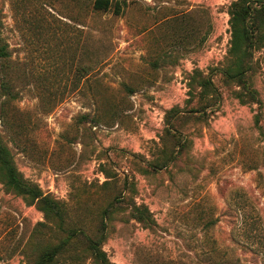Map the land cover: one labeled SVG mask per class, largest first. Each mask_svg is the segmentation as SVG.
I'll return each mask as SVG.
<instances>
[{"label": "rangeland", "instance_id": "374dc122", "mask_svg": "<svg viewBox=\"0 0 264 264\" xmlns=\"http://www.w3.org/2000/svg\"><path fill=\"white\" fill-rule=\"evenodd\" d=\"M93 1L0 0V141L61 210L0 177V264H34L68 230L95 238L101 220L111 264H264V45L243 82L218 71L235 0ZM205 77L219 101L192 112L214 101ZM54 264L95 263L78 237Z\"/></svg>", "mask_w": 264, "mask_h": 264}, {"label": "trees", "instance_id": "16d2710c", "mask_svg": "<svg viewBox=\"0 0 264 264\" xmlns=\"http://www.w3.org/2000/svg\"><path fill=\"white\" fill-rule=\"evenodd\" d=\"M92 8L96 11H107L109 9V0H94ZM120 8L118 5L115 6L114 14L118 15ZM230 15V29H231V40L228 55L231 60L232 66L218 70L220 75L225 80H234L237 82H243V78L246 74L251 71L250 61L252 60L253 52L264 45V0H235L228 8ZM7 57L6 48L0 43V62ZM198 87L200 93L207 99L214 98L212 103H205L203 106L197 108L199 110H191L192 112H213L215 111L213 105L218 103L219 94L214 88L210 77H205L198 80ZM2 83L0 82V98L2 97ZM254 98V92H251ZM177 109H172L170 112V119L172 122H168L173 128L178 121ZM258 116H255V125H257ZM176 128V127H175ZM168 134H171L169 129H166ZM263 142H264V133ZM173 156L170 155L168 161L172 160ZM155 167V166H153ZM0 177L3 184L13 193L26 197L32 202H36L37 207L47 216L53 214L61 218V210L57 201L48 195L43 194L36 186L26 182L16 170L9 150L0 141ZM117 201L114 198L106 208L102 211L101 215L104 219L108 214L113 203ZM138 215V219L144 218V214L147 213L145 207L136 208L135 210ZM106 224L103 220L99 223L97 228V236L95 238L89 237L82 230H68L66 236L61 239L58 243L47 247L39 254L34 264H54L56 257L70 244V242L78 237L84 239L87 244V249L90 253L95 264H111L105 253L101 250V244L105 239Z\"/></svg>", "mask_w": 264, "mask_h": 264}]
</instances>
